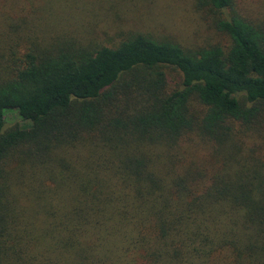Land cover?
<instances>
[{
    "label": "trees",
    "instance_id": "1",
    "mask_svg": "<svg viewBox=\"0 0 264 264\" xmlns=\"http://www.w3.org/2000/svg\"><path fill=\"white\" fill-rule=\"evenodd\" d=\"M82 2L0 0V264H264V27L106 44L59 27Z\"/></svg>",
    "mask_w": 264,
    "mask_h": 264
},
{
    "label": "rangeland",
    "instance_id": "2",
    "mask_svg": "<svg viewBox=\"0 0 264 264\" xmlns=\"http://www.w3.org/2000/svg\"><path fill=\"white\" fill-rule=\"evenodd\" d=\"M81 4V9L71 18L64 17L59 27L77 31L78 35L92 33L106 44L116 43L131 32H141L183 46H225L229 39L217 30L215 22L231 13L264 27V0H234L233 7L222 12L199 0H83ZM167 76L170 81L178 80L174 72ZM260 118H263L261 122L248 129L243 137L247 139L245 151L256 156L264 167V115ZM9 121L24 129L30 127V120L17 112L9 117ZM211 149L213 151L212 146H205L201 152L208 154Z\"/></svg>",
    "mask_w": 264,
    "mask_h": 264
}]
</instances>
